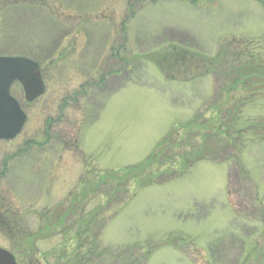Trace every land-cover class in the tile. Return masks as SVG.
Masks as SVG:
<instances>
[{"label": "rangeland", "instance_id": "1", "mask_svg": "<svg viewBox=\"0 0 264 264\" xmlns=\"http://www.w3.org/2000/svg\"><path fill=\"white\" fill-rule=\"evenodd\" d=\"M179 55L203 61L180 63ZM0 57L38 62L46 87L33 103L11 88L27 121L14 140L0 141L1 215L35 231L70 207L89 168L148 161L145 174L171 165L177 175L206 143L212 159L194 158L175 179L126 184L128 200L98 233L94 264L264 261L250 252L264 234V82L240 83L234 73L253 59L264 70V0H0ZM164 57L170 74L158 65ZM234 117L237 148L223 134ZM168 135L177 146L158 147ZM98 196L85 212L103 204ZM3 231L0 249L30 264ZM36 248L37 264H52L60 237Z\"/></svg>", "mask_w": 264, "mask_h": 264}, {"label": "trees", "instance_id": "2", "mask_svg": "<svg viewBox=\"0 0 264 264\" xmlns=\"http://www.w3.org/2000/svg\"><path fill=\"white\" fill-rule=\"evenodd\" d=\"M189 2L193 4L195 0H189ZM168 59V57L161 58L158 65L162 70H166L170 74L171 70L167 64ZM173 59H176V61H179L180 63L186 61L198 63L203 61V59L201 60L199 57L197 58L195 56L189 58V55H179L177 58ZM209 63H212V61H209ZM234 73L235 76L240 78V83L246 82L245 84L247 85H253L257 83V81L264 82V70L261 65L254 62V59L252 61L249 60L248 62H244L239 69L236 68L234 70ZM43 75L44 71H42V76ZM50 122L51 121L47 123V127L50 125ZM224 122H228L227 118ZM238 123L239 120L234 117V128L232 125L229 126L228 124H225L224 126H226L227 129L223 131L224 136L230 137V145L233 147L236 146V148L238 144H233L238 143L243 137H241L242 132L240 131L241 128ZM253 128L256 129V126ZM254 129L251 130L256 133V130ZM257 132L261 135L259 131ZM263 134L264 131H262V135ZM170 137L171 136L162 140L158 147L166 146L165 150H169L171 149V145L177 146L175 141H171ZM214 137L216 136L213 135L212 137L210 136L206 139L204 138V142L207 140L209 141ZM205 146L206 143L204 144V147H201L204 148V151L198 149L197 151L192 152L190 157L182 161L183 169L180 173L178 171L177 175L172 173L174 166L172 167L171 165L167 168H172V171L169 170L163 173L161 171V167L156 165L153 169H151V171L149 170L145 174L144 169L151 166L148 161L145 162L146 166L142 165L139 168H125V170L116 172L109 170L98 172L96 168L91 167L79 183L83 186V190L73 197L70 207L66 210H62L60 212L58 211L57 213L52 214V217H47L45 219L46 224H44L43 227L39 226V228L35 231L26 230L24 225H22V223L20 224L21 220H19V217L18 219L15 216L10 218L5 212H3L8 216V218L3 214H0V228L1 230L4 229L3 233L7 240H10L14 245V250L17 251L18 254L20 253V255H22L28 263H38L36 259V253L39 252L36 248V244L38 242L58 236L60 237L61 249L57 254L54 252L50 254L53 260L52 264H94L95 253L99 251L98 247H100L98 233L104 228L105 223L110 220L111 216L116 214L119 211V208L123 207L127 202L128 199L124 200L123 198V195L127 194V188L125 187L126 184L132 182V179L133 185L136 189H139L143 187L147 188L161 185L165 180L163 179L164 174L169 177L168 180L175 179L176 176H179V174L182 175L188 167L194 164V158H197L196 162L212 159L205 151ZM158 155H160V151H158L157 148V150L155 149L154 153H152L148 159H156L158 158ZM173 172L175 173L176 171ZM122 173L123 175L121 176ZM99 193L100 196L98 197L102 198L103 204L95 207V209L85 212L84 204L87 203V199L91 196H96V194ZM128 198L130 197L128 196ZM1 216L4 219H2ZM109 250V248L107 249L104 247L102 255L106 254V252L108 253ZM256 251L261 254L264 253V234L262 233L258 236L253 245V249H251L250 252L254 254L253 252ZM260 264H264V261Z\"/></svg>", "mask_w": 264, "mask_h": 264}, {"label": "water", "instance_id": "3", "mask_svg": "<svg viewBox=\"0 0 264 264\" xmlns=\"http://www.w3.org/2000/svg\"><path fill=\"white\" fill-rule=\"evenodd\" d=\"M19 84L26 103H32L45 92L38 62L25 57H0V141L14 140L26 123V115L11 95L13 84ZM2 264H15L13 256L0 249Z\"/></svg>", "mask_w": 264, "mask_h": 264}, {"label": "flooded vegetation", "instance_id": "4", "mask_svg": "<svg viewBox=\"0 0 264 264\" xmlns=\"http://www.w3.org/2000/svg\"><path fill=\"white\" fill-rule=\"evenodd\" d=\"M7 251V250H6ZM7 252H9L12 256H13V258H14V262H15V264H22V262H19L20 261V259L18 258V256L16 257V255H15V253L14 252H10V251H7ZM3 263V261L1 260L0 261V264H2ZM31 264V263H30Z\"/></svg>", "mask_w": 264, "mask_h": 264}]
</instances>
